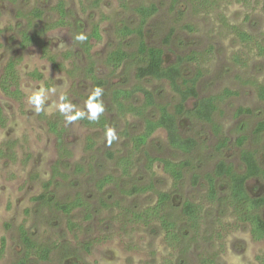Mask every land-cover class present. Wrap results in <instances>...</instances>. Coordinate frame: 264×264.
<instances>
[{
    "label": "rangeland",
    "instance_id": "374dc122",
    "mask_svg": "<svg viewBox=\"0 0 264 264\" xmlns=\"http://www.w3.org/2000/svg\"><path fill=\"white\" fill-rule=\"evenodd\" d=\"M96 1L65 0L66 23L54 27L50 25L60 18L58 0L0 1V75L10 58L18 59L23 92L22 98L15 99L0 89V105L7 117L6 126L0 127V264H15L25 256L21 227L36 244L51 250L47 260L32 254L27 264H200L205 255L220 264H261L264 239H254L249 226L238 224L225 203L209 201L208 175L214 176L222 160L244 172L243 150L255 152L264 167V132L255 131L264 119V100L258 92L264 84L260 47L264 46V0H207L205 5L200 4L205 0ZM151 4L158 10L143 21L137 8ZM34 10L42 11V17H33ZM95 25L101 37L89 39ZM125 27L135 32L123 37L120 29ZM43 28L48 29L43 37L61 68L55 69L41 56L38 46H19L22 31ZM237 29L248 31L253 39L241 40ZM81 34L84 41L76 39ZM141 39L164 50L167 66L188 57L180 63V81L198 76V97L188 99L185 113L177 114L181 136L197 141L190 153L172 147L164 128L131 152L132 138L143 132L145 120L157 119L161 106L176 113L181 99L167 80L138 77L137 69L145 63L138 54ZM117 47L131 56L113 69L106 59ZM91 68L96 79L104 82L101 86ZM35 70L42 78L32 76ZM41 85L48 96L37 112L29 97ZM137 86L153 92L155 105L143 114L120 112L113 91ZM97 87L103 90L100 116L107 118L106 126H89L82 118L68 123L58 104L70 103L87 118L86 102ZM134 91L124 103L142 107L144 95ZM219 95L211 121L194 115L198 99ZM109 127L118 135L110 145L105 135ZM243 136L246 140L240 145ZM224 138L226 146L220 144ZM129 152L133 165L124 173L120 159ZM150 157L157 160L150 163ZM161 158L191 162L178 189ZM195 175L199 176L196 183ZM106 176H112V182L101 184ZM229 182L227 177L216 178L219 195L228 192ZM246 185L252 196L264 192L260 177L249 178ZM160 191L171 192L163 210L177 224L181 242L175 246L159 220L144 224L131 218L133 212L155 205ZM78 197L88 208L66 213L57 207ZM185 200L204 207L199 232L188 225L182 212ZM261 213L264 216V208Z\"/></svg>",
    "mask_w": 264,
    "mask_h": 264
},
{
    "label": "trees",
    "instance_id": "16d2710c",
    "mask_svg": "<svg viewBox=\"0 0 264 264\" xmlns=\"http://www.w3.org/2000/svg\"><path fill=\"white\" fill-rule=\"evenodd\" d=\"M176 1V0H174ZM245 1V0H241ZM98 0L95 2L97 3ZM201 5L208 4L205 0L200 3ZM126 4L124 3V6ZM56 10L58 11L60 18L50 26H58L66 23L67 8L65 0H58L56 5ZM158 10L156 4H151L148 6H140L137 11L143 21L147 20L149 17L154 15ZM35 13V12H34ZM36 15L41 17L42 12L36 10ZM48 28L49 25H46ZM43 28L41 30L35 31L33 34L27 32L23 33L22 37V47L26 48L31 44H36L41 49V54L43 57L47 58L55 69L61 68L62 64L56 61V56L51 54L49 45L46 43L43 35L48 29ZM135 32L134 29L125 27L120 29V34L124 37L131 35ZM237 34L241 40L247 41L251 40L252 34L243 29H237ZM95 37L99 39L101 37L100 28L98 25L94 26V29L89 37ZM88 39V40H89ZM90 45H87L89 48ZM261 50L264 52V46L260 45ZM138 54L142 55L145 63L140 65L137 69V75L139 78L153 77L160 80H167L172 88L180 95V103L177 105L176 113H172L167 106L160 107V116L157 119H146L145 127L143 132L135 135L132 138V148L131 152L136 153L140 150L148 141L150 136L159 128H164L167 131L168 139L172 147L178 149L184 153H190L194 150L197 145V141L192 137H183L179 132V124L177 119V114H184L186 111V102L190 98L198 97L197 81L198 76H194L190 79H183L182 72L180 68V63L182 60L188 57L180 58V62L172 65H165L164 60V50L160 47L149 46L144 39H141ZM131 54L123 49L122 47H117L111 50L107 56L106 63L113 69L119 68L124 61L129 58ZM93 74V68L90 69ZM33 76L36 78H42V75L38 72H34ZM93 79L96 80L98 86H101L104 82L101 79H96L97 77L93 74ZM1 89L9 97L15 99H20L23 97V92L19 84V73L17 69V63L15 60H11L3 74L1 79ZM134 90L141 91L144 95V105L142 107H136L134 105L127 106L124 102L133 96ZM259 96L264 100V84L258 87ZM226 93H232L230 90H226ZM91 95L89 96L90 99ZM222 98L219 96H208L198 99L194 107V115L204 121H211L214 112L217 109V101ZM113 100L117 105L120 112H125L129 110L133 113L143 114L144 109L155 105V96L152 91L144 87H135L134 89L116 88L113 91ZM244 111V110H240ZM82 119L89 126H100L105 127L107 124V118L100 116L97 121L89 120L82 116ZM7 122V117L4 114L2 107L0 106V126L4 127ZM51 128L57 132V129L53 123H50ZM255 131L257 133L264 132V119L259 121ZM246 137H240L238 143L242 145ZM89 147L93 145V140L88 139ZM222 146L228 144V139L224 138L220 143ZM131 155L123 157L120 159V164L123 166L124 173H128L129 169L132 168L133 161H131ZM157 160V158L150 157V163ZM163 162L164 170L172 177L174 189H178L182 179L184 178V168L189 166L191 162L189 160H181L178 162L172 161L171 159L161 158L158 159ZM241 160L245 166L244 172H238L234 169L232 164L225 161H220L216 166L214 176L208 175L209 189H208V199L211 202L221 201L225 203L228 208H230L238 221V224H249L250 231L254 239H264V217L261 214V210L264 208V194L258 196H252L249 194L246 182L249 178L260 177L264 180V167L261 166L255 152L250 150H243L241 152ZM227 177L229 178V188L228 192L223 196L219 195L218 187L216 184V178ZM199 176L195 175L193 181L196 183ZM112 176H106L102 179L101 184L112 182ZM144 189V188H143ZM135 191L142 190L135 188ZM171 192L160 191L158 193V201L155 205L148 207L147 209L139 212H133L131 218L137 223L149 224L154 219L160 221L162 228L165 230V236L170 241V243L175 246V244H180L181 237L177 229V224L171 221L163 210L165 204L170 202ZM57 207L66 213H71L73 209L80 207H87V204L80 198H76L70 203H58ZM203 205L200 203L193 202L191 200H185L182 204V212L185 215L188 225L194 229L195 232H199L202 226V212ZM74 225L73 223H71ZM21 238L25 246V256L15 264H27L28 256L35 254L40 259L47 260L50 255V248L44 245H38L30 237L28 232L24 227H21ZM5 246V241H3V247ZM261 264H264V255L259 258ZM200 264H220L213 256H202Z\"/></svg>",
    "mask_w": 264,
    "mask_h": 264
},
{
    "label": "clouds",
    "instance_id": "9594fccd",
    "mask_svg": "<svg viewBox=\"0 0 264 264\" xmlns=\"http://www.w3.org/2000/svg\"><path fill=\"white\" fill-rule=\"evenodd\" d=\"M79 41H84L86 37L81 34L76 37ZM52 91H55L54 89ZM102 89L101 88H95L90 100L86 102V106L88 109L87 118L92 121H97L100 117V115L104 112V106L103 102L99 99L102 95ZM48 96V90L44 88L43 85L41 87L34 91L33 94L29 97V103L34 105L35 111L40 112L43 105L45 104V101ZM61 101L65 100V97H60ZM59 111L64 114L65 119L68 123H72L73 121H76L77 119L82 118L83 113L79 110H76L73 105L67 102H61L58 104ZM106 138L107 142L110 145L113 141L118 140V135L115 128L109 127L106 130Z\"/></svg>",
    "mask_w": 264,
    "mask_h": 264
},
{
    "label": "flooded vegetation",
    "instance_id": "af4514ba",
    "mask_svg": "<svg viewBox=\"0 0 264 264\" xmlns=\"http://www.w3.org/2000/svg\"><path fill=\"white\" fill-rule=\"evenodd\" d=\"M0 1H2V0H0ZM35 12V13H34ZM42 12V11H41ZM32 14H33V17H35V18H38L39 16H37L36 15V10H34L33 12H32ZM42 15H43V12H42ZM42 17V16H41ZM40 18V17H39ZM38 30H41V29H38ZM35 31H37V30H34V31H22L21 32V36H20V41H19V46L22 48V49H26V48H28V47H30L31 45H34V46H37L36 44H31V45H29V46H27L26 48H23L22 47V37H23V33L24 32H27V33H29V34H33ZM2 33V30L0 29V34ZM45 39V38H44ZM45 41H46V43L48 44V42H47V40L45 39ZM41 56H42V54H41ZM11 60H15L16 61V63H17V66H18V59H16V58H10L7 62H6V64L4 65V68H3V71H2V73H1V75H0V84H1V79H2V77H3V74H4V72H5V68H6V66H7V64L11 61ZM36 71V70H35ZM35 71H33V73L35 72ZM36 72H38V71H36ZM33 73H32V76H33ZM38 73H40V72H38ZM41 74V73H40ZM35 77V76H34ZM36 78V77H35ZM0 89H1V85H0ZM2 90V89H1ZM4 93V92H3ZM5 94V93H4ZM1 106V105H0ZM2 107V106H1ZM2 109H3V107H2ZM4 111V110H3ZM5 114V113H4ZM7 124V123H6ZM6 126V125H5ZM4 126V127H5ZM1 127V126H0ZM261 194H264V192L263 193H261ZM261 194H259V195H261ZM253 196H258V195H253ZM262 211V210H261ZM262 214V213H261ZM264 217V216H263ZM246 224V223H245ZM246 225H248L249 226V224H246ZM249 228H250V226H249Z\"/></svg>",
    "mask_w": 264,
    "mask_h": 264
}]
</instances>
